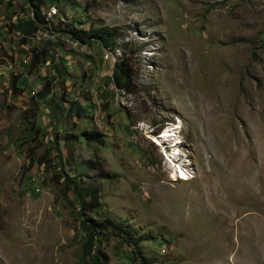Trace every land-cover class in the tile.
<instances>
[{
    "label": "rangeland",
    "instance_id": "rangeland-1",
    "mask_svg": "<svg viewBox=\"0 0 264 264\" xmlns=\"http://www.w3.org/2000/svg\"><path fill=\"white\" fill-rule=\"evenodd\" d=\"M32 13L0 0V58L14 66L0 78V264H91L64 172L99 192L86 217L129 227L150 264H264V0H45L24 45L10 26ZM125 54L132 94L113 83ZM63 99L87 119L62 115ZM174 124L177 168L153 137ZM92 131L103 146L56 142ZM100 249L140 264L114 236Z\"/></svg>",
    "mask_w": 264,
    "mask_h": 264
},
{
    "label": "trees",
    "instance_id": "trees-1",
    "mask_svg": "<svg viewBox=\"0 0 264 264\" xmlns=\"http://www.w3.org/2000/svg\"><path fill=\"white\" fill-rule=\"evenodd\" d=\"M31 7L33 8V16L28 17L27 19L18 20L16 24L10 26V31L12 33H19L22 43L26 45L30 38H34L36 34L40 30V25L43 21L44 16H42V8L45 4V0H29ZM74 28L72 29V31ZM71 37L75 40H84L85 37L88 38L90 32H82L85 37H81V35L77 32H71ZM117 35L113 34L109 30H101L99 32V39L102 46L106 48H111L115 50L117 48L116 43ZM126 44L125 49H123V53L126 52ZM36 58V56H34ZM41 59V56H37V60ZM46 61V60H45ZM113 83L115 88L119 91L132 94L133 87L135 83L134 78V71L130 65V59L128 58L127 54L125 57L121 58L118 63H116L113 71ZM13 87H16V82H14ZM17 90V88H15ZM48 95H40V98L46 97ZM67 104V107L64 106ZM58 109L60 110L61 114L64 115L66 118L70 120H85L87 119V109L86 107L82 106L77 102H66V100H61L58 104ZM64 142L65 146L70 144V142L74 143H85L87 146L91 147L93 145H104L103 136L99 135L96 132H85L83 135L80 136H72L66 135L64 137L56 136V142L59 145L60 143ZM62 160V158H61ZM63 161V160H62ZM70 161V160H67ZM35 161L32 162L34 165ZM42 164H45L44 162ZM50 164V163H49ZM91 166V167H90ZM87 169H93L98 171L101 178L103 180L111 179L108 174H104L103 171L99 170L96 166V162L92 163ZM83 173H86L84 167H82ZM85 171V172H84ZM88 171V170H87ZM64 179V186L66 188L67 193H71L79 205V212L78 215L80 217V226L81 231L84 235V243L82 246L83 251V258L90 261L91 264H106L107 257L100 249V243L102 240L110 238L111 236L116 237L117 239L121 240L125 246L129 249L133 250V256L137 262L140 264H150L147 258L142 256V252L140 250V244L145 241V239L137 240L135 237L132 236L129 227L124 225H118L113 220L106 218L102 221L93 220L91 218L86 217L87 213H93L95 209L100 207V198L99 192L97 189H88V190H81L77 186V182L75 179L71 178L67 173H62V176L59 180ZM89 198L90 201L86 202V199ZM133 247V248H131ZM134 260V261H135Z\"/></svg>",
    "mask_w": 264,
    "mask_h": 264
},
{
    "label": "clouds",
    "instance_id": "clouds-1",
    "mask_svg": "<svg viewBox=\"0 0 264 264\" xmlns=\"http://www.w3.org/2000/svg\"><path fill=\"white\" fill-rule=\"evenodd\" d=\"M164 129L159 133V134H157V135H153V137H154V139H156V140H158V141H161V144H159V147H161V148H163V150H164V156L167 158V156H171V154H172V152H173V150H176V151H179V154H180V149H181V144H180V142L179 141H177L178 143L176 144V143H174L175 145L174 146H171V144H173V142H169V141H167V139L165 138V136H163L164 135ZM183 155H184V158H185V160H184V162L186 163H188V159H187V155H185V153H183ZM180 158L181 159H183V156H181V154H180ZM167 160H168V158H167ZM185 166H186V164H185ZM184 167V166H183ZM187 167V166H186ZM185 168V167H184ZM177 177H178V175H177ZM177 177H176V179H177ZM173 179V178H172ZM174 180V179H173ZM189 180H191L190 178H188V180L187 181H185V182H188ZM175 182H177L176 180H174ZM180 182V181H179Z\"/></svg>",
    "mask_w": 264,
    "mask_h": 264
},
{
    "label": "bare ground",
    "instance_id": "bare-ground-1",
    "mask_svg": "<svg viewBox=\"0 0 264 264\" xmlns=\"http://www.w3.org/2000/svg\"><path fill=\"white\" fill-rule=\"evenodd\" d=\"M179 129V127L177 126V125H173V126H171L170 128L168 127V128H166L165 129V131H164V134H165V138H168V139H172L170 142H173V144H171V146H174L175 144L174 143H176L177 144V137H176V133H177V130ZM209 148V147H208ZM173 159V163L174 164H172L171 166L172 167H174V168H177V166L178 167H181L180 165H179V161L177 162V159H178V157L176 156V154L174 153L172 156H171ZM175 170V169H174ZM184 170V169H183ZM180 176L181 177H185V175H188V174H185L183 171H181L180 172ZM186 178V177H185ZM224 206V205H223ZM226 214V213H225Z\"/></svg>",
    "mask_w": 264,
    "mask_h": 264
},
{
    "label": "built area",
    "instance_id": "built-area-1",
    "mask_svg": "<svg viewBox=\"0 0 264 264\" xmlns=\"http://www.w3.org/2000/svg\"><path fill=\"white\" fill-rule=\"evenodd\" d=\"M56 16V12H54V15L52 17ZM0 58V78H8L13 72H14V66L13 63H8L11 64L10 67L3 65L1 62ZM9 79V78H8Z\"/></svg>",
    "mask_w": 264,
    "mask_h": 264
}]
</instances>
